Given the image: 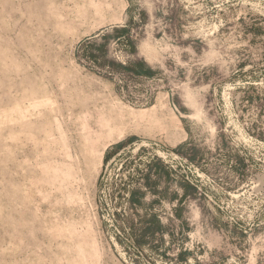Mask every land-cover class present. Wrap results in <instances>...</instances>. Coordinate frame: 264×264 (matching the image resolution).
<instances>
[{
  "label": "rangeland",
  "instance_id": "rangeland-1",
  "mask_svg": "<svg viewBox=\"0 0 264 264\" xmlns=\"http://www.w3.org/2000/svg\"><path fill=\"white\" fill-rule=\"evenodd\" d=\"M0 264H264V0H0Z\"/></svg>",
  "mask_w": 264,
  "mask_h": 264
}]
</instances>
